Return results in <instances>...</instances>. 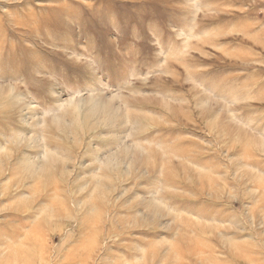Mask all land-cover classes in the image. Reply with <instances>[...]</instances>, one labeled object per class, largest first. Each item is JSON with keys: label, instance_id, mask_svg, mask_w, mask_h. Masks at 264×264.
Returning <instances> with one entry per match:
<instances>
[{"label": "rangeland", "instance_id": "obj_1", "mask_svg": "<svg viewBox=\"0 0 264 264\" xmlns=\"http://www.w3.org/2000/svg\"><path fill=\"white\" fill-rule=\"evenodd\" d=\"M0 264H264V0H0Z\"/></svg>", "mask_w": 264, "mask_h": 264}]
</instances>
